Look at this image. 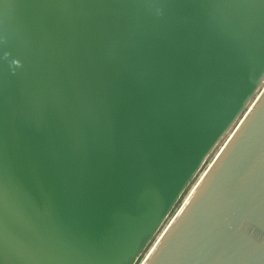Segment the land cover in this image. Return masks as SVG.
Returning <instances> with one entry per match:
<instances>
[{
  "label": "water",
  "instance_id": "water-1",
  "mask_svg": "<svg viewBox=\"0 0 264 264\" xmlns=\"http://www.w3.org/2000/svg\"><path fill=\"white\" fill-rule=\"evenodd\" d=\"M229 133L141 264H264V0H0V264H136Z\"/></svg>",
  "mask_w": 264,
  "mask_h": 264
},
{
  "label": "rangeland",
  "instance_id": "rangeland-1",
  "mask_svg": "<svg viewBox=\"0 0 264 264\" xmlns=\"http://www.w3.org/2000/svg\"><path fill=\"white\" fill-rule=\"evenodd\" d=\"M260 91L261 90H259V92ZM243 115L240 117V119L243 117ZM240 119L236 122V124L234 125L233 129L239 123ZM233 129L230 131V133L233 131ZM230 133L227 136H225L220 141V143L217 145V147L214 149V151L211 153V155L207 158V160L205 161L204 165L202 166V168L200 169V171L198 172V174L196 175V177L188 185V187L186 188V190L184 191V193L180 197L179 201L176 203L174 209L172 210V212L170 213V215L168 216V218L166 219V221L164 222V224L161 226L160 230L158 231V233L154 237L153 241L147 246V248L141 254V256L139 257V259H138V261H137L136 264H141V262L145 259L146 255L149 253V251L153 247L154 243L158 240V238L161 235V233L163 232V230L167 227V225L170 223V221L172 220V218L178 212V210L183 205L184 201L186 200V198L188 197V195L190 194V192L192 191V189L195 187V185L197 184V182L200 180V178L202 177V175L204 174V172L207 170V168L209 167V165L211 164V162L214 160V158L216 157V155L218 154V152L224 146V144L226 143L228 137L230 136Z\"/></svg>",
  "mask_w": 264,
  "mask_h": 264
},
{
  "label": "built area",
  "instance_id": "built-area-1",
  "mask_svg": "<svg viewBox=\"0 0 264 264\" xmlns=\"http://www.w3.org/2000/svg\"><path fill=\"white\" fill-rule=\"evenodd\" d=\"M167 226H168V225H167ZM165 229H166V228H165ZM165 229H164V230H165ZM164 230H163V232H164ZM163 232H162V233H163ZM162 233H161V234H162ZM160 236H161V235H160ZM160 236H159V237H160ZM158 239H159V238H158ZM141 263H142V262H141Z\"/></svg>",
  "mask_w": 264,
  "mask_h": 264
}]
</instances>
